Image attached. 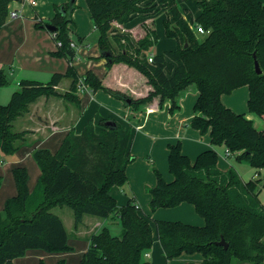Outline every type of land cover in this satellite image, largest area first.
<instances>
[{
    "label": "trees",
    "instance_id": "1",
    "mask_svg": "<svg viewBox=\"0 0 264 264\" xmlns=\"http://www.w3.org/2000/svg\"><path fill=\"white\" fill-rule=\"evenodd\" d=\"M85 1L107 66L123 63L134 68L146 78L150 90L134 98L105 86L92 70L77 72L72 64L77 50L71 46L74 39L70 26L77 0H68L57 5L51 21L41 25L52 23L57 27L50 33H56L53 39L56 45L59 41L62 45H57L53 54L67 57L69 67L65 73L55 72L48 82L23 79L10 101L0 104L2 152L13 155L26 142L30 131H16L13 125L39 98L56 96L80 104L81 79L93 91L109 92L137 110L156 98L160 107L170 102L171 114L181 109L180 98L186 91H197L196 114L189 125L203 135L208 133L212 146L192 160L184 153L180 140L169 143L168 163L173 178L167 180L154 167L157 181L147 187V192L152 211L190 203L205 223L155 219L165 258L170 261L183 254H200V261L186 264H234V259L264 264V204L259 200V180L244 181L235 168H219L215 148L224 145L237 160L264 168V130H258L244 113L236 112L222 100L223 94L248 86L249 111L264 117V2L195 0L200 14L189 22L179 0ZM11 2L0 0V29L10 14ZM159 3L171 16L165 21V32L176 39L177 47L155 54L151 62L148 52L158 40L153 25L144 23L142 37L132 39L129 34L117 33L114 24L154 14ZM195 25H202L208 32L197 33ZM255 55L261 74L255 70ZM65 77L72 82L67 91L60 92L57 86ZM7 83L1 69L0 88ZM109 119L97 113L80 133L71 129L55 153L47 148L36 149L33 156L42 174L33 191L28 188L25 167L14 168L17 194L7 199L5 214L0 213V264H15V259L30 249L69 250L70 235L65 223L51 212L53 207L64 205L73 210L75 227L85 214L101 218L116 214L122 224L119 235L112 234L108 227L92 233L79 264H152L144 256L153 246L150 216L140 212L134 197L118 206L110 192L113 186L127 182V166L134 157L129 154L131 129L118 122L116 128H110L105 124ZM1 183L0 176V186ZM222 239L228 248L218 244ZM39 264L46 263L41 260ZM55 264L68 263L60 259Z\"/></svg>",
    "mask_w": 264,
    "mask_h": 264
},
{
    "label": "crops",
    "instance_id": "2",
    "mask_svg": "<svg viewBox=\"0 0 264 264\" xmlns=\"http://www.w3.org/2000/svg\"><path fill=\"white\" fill-rule=\"evenodd\" d=\"M67 1L68 0H35V4L29 1L11 2L10 8L18 11V15L16 17L9 15L6 23L0 29V70L2 69L4 71L8 79V83L2 86L0 90L6 88V86H11V95L19 88L20 82L23 79L48 82L55 72L65 73L67 71L69 67L68 58L53 54L57 49L55 40L46 26L44 27L41 25L42 23L44 24L51 21L56 14L57 5ZM159 1L160 0H156V2ZM77 4V8L72 14L74 22L70 25L72 29L71 36L77 43L85 45L87 36L91 35L96 29L86 1L77 0ZM158 8L159 10L154 14L148 16L139 15L123 25L114 24L115 30L119 34L126 33L129 34L132 39H136L142 37L144 34L142 25L144 23H151L156 29L158 40L157 43L149 49L148 54H159L155 52V47H157L159 43L160 36H164V33L166 34L165 21L171 18V16L161 3L158 4ZM184 9L185 10H182L189 22L195 20L200 14V9L198 8L199 13L196 12L190 19L188 12L190 8ZM161 16L164 20V31L163 33L159 31V34L157 24ZM38 23H40V26L37 25ZM89 45L88 43L87 46ZM176 47L177 41L175 38L167 42V50H173L176 49ZM101 58L106 64L105 72L103 75L101 74L102 76L100 77L105 86L124 92L134 98L145 96L148 93L150 86L147 84L146 78L140 72L123 63L114 64L109 68L107 66V59L102 56ZM73 66L79 74H84L87 70H92L97 74V72L90 67L81 73L77 69V66L74 64ZM71 82V78L65 77L57 86L58 91H67L70 88ZM198 96L199 94L197 91H186L180 98L181 109L174 114L170 112V102H166L163 107H160L159 100L156 98L151 104L137 110L134 109L133 106L125 105L123 100L102 89L93 91L87 88L79 92L80 104H74L61 97L53 96L47 98L43 96L31 104L30 110L25 115L19 117L21 130L30 131L26 140L29 146L23 147L22 150L13 155H5L0 148V156L5 160L8 159L9 162L6 164L16 165V167L26 165L29 172L33 171L36 175L42 174L37 161L32 157L33 152L38 148L48 147L55 153L71 129H74L76 133H80L88 120L99 113L120 123L124 128L131 129L129 154L134 158L127 166L126 173L128 180L123 186H113L110 192L117 199L118 206L126 204L129 199L134 197V201L140 209H144V211L148 213L149 211L147 208H144L146 205H143V201L146 202L145 204L150 202L151 197L147 192V187L154 186L157 181L153 172L150 170L151 164L156 165L158 169L163 172L167 180L173 178L170 174L168 175V173H170L168 144L180 140L184 153L189 155L192 160H194L200 152L212 146L209 134L205 136L201 134L199 130L189 125L191 119L196 114L194 106L198 100ZM248 97V86H242L233 90L230 94H223L222 100L233 110L244 113L246 118L251 120L258 130H264V117L249 111ZM240 98L242 99L241 101ZM217 147H224L226 149L224 145L215 146L216 150ZM218 155V166L225 170L222 168L223 164H220L219 152ZM143 156L147 157L148 162L142 159ZM224 158H226V156ZM0 163H4V160H1ZM124 186H126L129 195L127 192L125 193L120 189V187ZM28 188H30V191L34 190L30 185ZM16 194L17 186L14 194L9 198ZM193 207V204L182 203L173 208H159L152 214V217L154 219L167 220L182 219L181 221L185 220L184 222L187 221V223L192 222L197 223V225H202L203 221L198 217L195 211L196 209H193ZM86 215L87 214L83 216V221L78 227H75L74 224L76 230L74 244L76 242L75 245L79 247L78 249L80 253H82V256L89 247L90 235L100 232L104 227L109 228V226H106V221L97 218L98 216L93 217L94 219L90 218L87 221V219L85 220ZM104 219L106 220V218ZM109 230L111 231L110 228ZM117 233L121 234V230L119 229ZM119 234L114 233V235ZM153 240V246L144 253V256H147V259L151 261L152 264H157L156 259H161L164 264V260H166L164 250L159 240L157 230L155 231L154 228ZM31 250H33L30 252L33 260L49 256L47 255L49 253L43 252L41 249ZM51 254H53L51 257L52 264H55L62 258L68 259L71 257V255L66 252ZM180 257H185V260L195 262L202 259L200 254H183L179 256V258ZM175 259L176 258L170 261L166 260L165 262L166 264H178ZM28 262L27 260L26 264H28Z\"/></svg>",
    "mask_w": 264,
    "mask_h": 264
},
{
    "label": "rangeland",
    "instance_id": "3",
    "mask_svg": "<svg viewBox=\"0 0 264 264\" xmlns=\"http://www.w3.org/2000/svg\"><path fill=\"white\" fill-rule=\"evenodd\" d=\"M179 6L183 10H185L184 8H190L189 11H188L190 19L199 10L195 0H179ZM190 11H191V13H190ZM157 30H158L159 34H160L159 31H162V33L164 31V20H163L162 16L158 20ZM98 37H99V34H98V32L96 30L93 31L91 35L87 36V38L85 39V45H81L80 44L79 47L77 48L78 52H77L76 57L73 59V64L75 66H77V69L81 73H83L84 71H86L90 67L91 69H94L97 72L99 77H101L104 74V72H105L106 64H105V62H103V59L101 58L100 48H99V43H98ZM171 39H173V38H170V37L166 36L165 33H164V36L161 35L160 38H159V43L157 44V47H155V52H157L159 54L164 53L167 50V48H166L167 42H169ZM88 43L90 44L89 46H87ZM55 45H56V43H55ZM159 49H160V52H159ZM10 90H11V86L10 87L6 86V88H3L2 90H0V104H7L10 101V98L12 96V94L10 95ZM129 91L132 92L131 90H129ZM241 100L242 99L240 98V101ZM13 129L16 130V131L21 130L20 118H18V120H16L14 122ZM204 135L208 136V133H206ZM25 146H29L28 141L25 142L17 150V152L22 150L23 147H25ZM47 149L51 150L48 147H47ZM217 151L220 154V164L221 163L223 164V165L221 164L223 166V167L221 166L222 168H224L225 170L229 169L230 167L235 168L244 181H248V180H250L252 178L259 180V190H260L259 200H260V202L262 204H264V168H256V167L252 166L249 161L237 160L234 155H230V156L224 158L225 157L224 156V151H225L224 147H217ZM52 152H54V151H52ZM32 157L35 160L34 156H32ZM142 159L147 161V157L146 156H143ZM1 160H4L5 164L4 163H2V164L0 163V176L2 177V183H1V186H0V208H2V209H0V213H2L4 215L5 214V203H6V200L12 194H14L15 188H16V181H15V177H14V168L16 167V165L6 164L7 162H9L8 159L5 160V159H3L0 156V162H1ZM23 166L27 170V174H28L27 175V183H28V186L30 185V187H33V189H34L36 187L39 179H40L41 173L39 175H36L35 173H33V171L29 172V169H28V167L26 165H23ZM154 167H157V166L151 164L150 170H151V172H153V175L156 178V174L154 172ZM169 172H170V169H169ZM162 174H163V172H162ZM169 174L172 177L171 172L168 173V175ZM29 179H30V182H29ZM120 189L122 191H124L125 193L128 191L126 186L120 187ZM128 195H129V193H128ZM145 203L146 202L143 201V205L144 206L146 205V207H144V208H147V210L149 212L146 213L144 211V209H140V212L142 214L150 216V221L152 223V226H153L154 230L156 231L155 219L152 217L153 216L152 214L155 211L151 210V208L149 206V203H147V204H145ZM170 208H173V207H170ZM193 209H195V208L193 207ZM51 212L59 215L63 219V221L65 223V226H66V228H67V230L69 232V235H70V238H69L70 249L66 250V251H53V252L41 249V251L43 250V252L45 251V252L49 253V254H47L49 256L48 257H44V258L41 257V258H38L37 260H33V258H31L30 252L33 251V250L30 249V250H28L26 252L25 255L19 256V257H17L15 259L16 264H26L27 260L29 261L28 264H39L41 260H43L46 264H52V258L51 257H52L53 254H51V253H65V252L69 253L71 255L70 258H68V259L65 258L68 263H70V264H79L80 263L81 258H82L81 257L82 253H80V251L78 249L79 247H77L75 245L76 242L74 244V238H75L76 230L74 228V213H73V210L69 206L64 205V206L53 207L51 209ZM196 213H197L198 217H200V219L203 221V224H204L205 223V219L197 211H196ZM93 217H97V216L87 214L85 216V220L87 219V221H88V219H90V218L94 219ZM97 218L102 219L103 221H106V226H109V228L111 229V232L113 234L114 233L115 234H119V233H117V231L119 229L122 231V224H121L120 219L118 218V216L116 214H113L112 216L106 218V220L104 218H100V217H97ZM174 220H182V219H174ZM183 221H185V220H183ZM190 223L197 225V223H192V222H190ZM98 231H99V229H98ZM145 258L147 259V256ZM62 259H64V258H62ZM175 260L177 261L178 264H186V261H187V260H185V257H180V258L177 257ZM159 261H160V264H163L161 259H156L157 264H159ZM165 261L166 260H164V264H166ZM234 264H251V263L242 262V261H240L238 259H234Z\"/></svg>",
    "mask_w": 264,
    "mask_h": 264
},
{
    "label": "built area",
    "instance_id": "4",
    "mask_svg": "<svg viewBox=\"0 0 264 264\" xmlns=\"http://www.w3.org/2000/svg\"><path fill=\"white\" fill-rule=\"evenodd\" d=\"M13 1H29L30 3H32V4H35L36 2H35V0H13ZM18 15V11H16V10H12L11 8H10V16H12V17H16ZM194 29H195V31L197 32V33H206V32H208L202 25H198V26H194ZM52 36H53V38L54 37H56V33H52ZM57 45L58 46H61L62 45V41H59L58 43H57ZM79 43H77L76 41H72L71 42V46L72 47H75L76 48V50H77V48L79 47ZM153 57H154V55L152 54H150L149 55V57H148V59H149V61H153ZM88 87H86L85 85H84V83H83V81H82V79H81V84H80V86H79V92H82V91H84V90H86ZM230 155H232V152L228 149V148H226L225 149V156L226 157H228V156H230ZM148 255V254H147Z\"/></svg>",
    "mask_w": 264,
    "mask_h": 264
},
{
    "label": "water",
    "instance_id": "5",
    "mask_svg": "<svg viewBox=\"0 0 264 264\" xmlns=\"http://www.w3.org/2000/svg\"><path fill=\"white\" fill-rule=\"evenodd\" d=\"M75 1H76V0H71V2H75ZM61 11H62L64 14L66 13V10H64V7H63V6L61 7ZM46 28H47L49 31H54V30H56L57 27H56L54 24L49 23V24L46 25ZM108 54H110V53H108ZM254 65H255V70H256V72H257L258 74H261V73H262V68H261V66H260L259 60H258V58H257L256 55H255V59H254ZM105 124H106L108 127H110V128H116V127H117V122H116L115 120H113V119H109V120H107ZM218 244H220V245H224L225 248H228V243L225 242L224 239H222L221 241H219Z\"/></svg>",
    "mask_w": 264,
    "mask_h": 264
}]
</instances>
